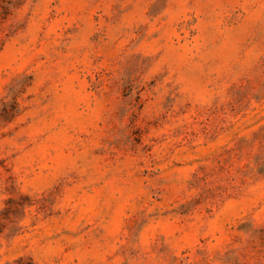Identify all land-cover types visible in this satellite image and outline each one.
<instances>
[{"label": "rangeland", "instance_id": "rangeland-1", "mask_svg": "<svg viewBox=\"0 0 264 264\" xmlns=\"http://www.w3.org/2000/svg\"><path fill=\"white\" fill-rule=\"evenodd\" d=\"M0 264H264V0H0Z\"/></svg>", "mask_w": 264, "mask_h": 264}]
</instances>
